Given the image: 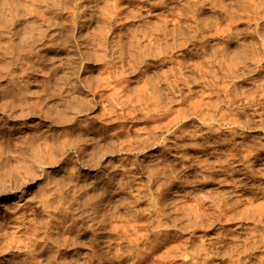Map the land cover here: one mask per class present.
<instances>
[{"label":"rangeland","instance_id":"rangeland-1","mask_svg":"<svg viewBox=\"0 0 264 264\" xmlns=\"http://www.w3.org/2000/svg\"><path fill=\"white\" fill-rule=\"evenodd\" d=\"M0 264H264V0H0Z\"/></svg>","mask_w":264,"mask_h":264},{"label":"bare ground","instance_id":"bare-ground-1","mask_svg":"<svg viewBox=\"0 0 264 264\" xmlns=\"http://www.w3.org/2000/svg\"><path fill=\"white\" fill-rule=\"evenodd\" d=\"M7 194H9L8 191H2V192H0V198H2V196H5Z\"/></svg>","mask_w":264,"mask_h":264}]
</instances>
